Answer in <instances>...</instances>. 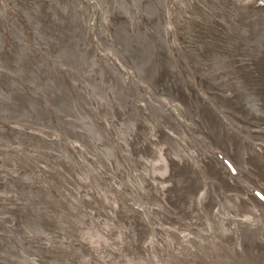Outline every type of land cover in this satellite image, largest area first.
<instances>
[{
    "label": "bare ground",
    "instance_id": "bare-ground-1",
    "mask_svg": "<svg viewBox=\"0 0 264 264\" xmlns=\"http://www.w3.org/2000/svg\"><path fill=\"white\" fill-rule=\"evenodd\" d=\"M263 17L0 0V264H264Z\"/></svg>",
    "mask_w": 264,
    "mask_h": 264
},
{
    "label": "rangeland",
    "instance_id": "rangeland-1",
    "mask_svg": "<svg viewBox=\"0 0 264 264\" xmlns=\"http://www.w3.org/2000/svg\"><path fill=\"white\" fill-rule=\"evenodd\" d=\"M195 27H196V30H197V32H198L199 25H196Z\"/></svg>",
    "mask_w": 264,
    "mask_h": 264
}]
</instances>
